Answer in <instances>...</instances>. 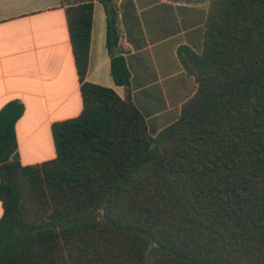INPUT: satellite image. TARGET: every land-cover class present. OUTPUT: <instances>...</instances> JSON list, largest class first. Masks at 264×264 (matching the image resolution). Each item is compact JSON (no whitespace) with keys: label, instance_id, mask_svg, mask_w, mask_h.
<instances>
[{"label":"trees","instance_id":"1","mask_svg":"<svg viewBox=\"0 0 264 264\" xmlns=\"http://www.w3.org/2000/svg\"><path fill=\"white\" fill-rule=\"evenodd\" d=\"M100 1L124 95L85 80L93 7L67 8L82 110L52 125L53 159L21 165L24 106L0 109V264H264V0H208L201 48L178 49L196 90L157 134Z\"/></svg>","mask_w":264,"mask_h":264},{"label":"crops","instance_id":"2","mask_svg":"<svg viewBox=\"0 0 264 264\" xmlns=\"http://www.w3.org/2000/svg\"><path fill=\"white\" fill-rule=\"evenodd\" d=\"M112 1L118 28L113 50L124 57L132 100L157 134L177 119L196 90L178 49L201 48L208 0ZM83 3L93 7L85 80L123 97L124 88L110 75L100 0H0V109L12 100L24 106L15 124L21 165L53 159L52 125L82 110L65 10ZM2 212L0 201V218Z\"/></svg>","mask_w":264,"mask_h":264},{"label":"water","instance_id":"3","mask_svg":"<svg viewBox=\"0 0 264 264\" xmlns=\"http://www.w3.org/2000/svg\"><path fill=\"white\" fill-rule=\"evenodd\" d=\"M3 161H4V162H6V161H7V158H6V157H4Z\"/></svg>","mask_w":264,"mask_h":264}]
</instances>
